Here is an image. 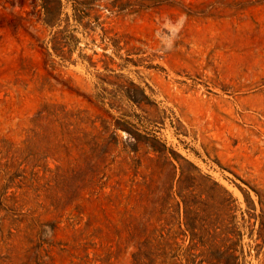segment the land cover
Returning a JSON list of instances; mask_svg holds the SVG:
<instances>
[{
  "label": "rangeland",
  "instance_id": "1",
  "mask_svg": "<svg viewBox=\"0 0 264 264\" xmlns=\"http://www.w3.org/2000/svg\"><path fill=\"white\" fill-rule=\"evenodd\" d=\"M187 161L264 264V0H0V264H185Z\"/></svg>",
  "mask_w": 264,
  "mask_h": 264
},
{
  "label": "trees",
  "instance_id": "2",
  "mask_svg": "<svg viewBox=\"0 0 264 264\" xmlns=\"http://www.w3.org/2000/svg\"><path fill=\"white\" fill-rule=\"evenodd\" d=\"M128 129L132 135H136L133 136L135 142L132 147L134 148L138 143L137 137H140L141 134ZM149 140L153 151L162 153L168 150L167 146L155 136H151ZM187 163L190 168L179 164L178 183L180 186L176 191L182 202L181 224L183 229L181 234L184 241L188 240V256L185 264H243L245 258L241 245L242 233L235 222V200L227 190H224L225 197L219 201V205L226 211L224 223L220 224L218 220L207 221L202 218L198 205L200 201L189 189L195 180L192 171H196L198 168L190 161ZM173 167L176 166L173 165ZM165 209H167V204H161L160 212L162 213ZM164 239L161 229H158L156 233L154 231L150 236L137 241L136 250L132 254L134 264H166ZM198 247L200 248L198 253L192 252Z\"/></svg>",
  "mask_w": 264,
  "mask_h": 264
}]
</instances>
